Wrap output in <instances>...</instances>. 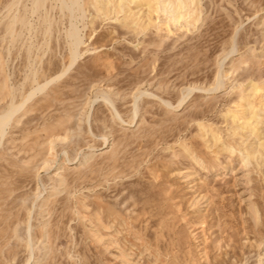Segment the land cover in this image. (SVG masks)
<instances>
[{"label":"rangeland","instance_id":"obj_1","mask_svg":"<svg viewBox=\"0 0 264 264\" xmlns=\"http://www.w3.org/2000/svg\"><path fill=\"white\" fill-rule=\"evenodd\" d=\"M64 1L0 0V115L69 67ZM80 4L0 138V264H264V0Z\"/></svg>","mask_w":264,"mask_h":264},{"label":"bare ground","instance_id":"obj_2","mask_svg":"<svg viewBox=\"0 0 264 264\" xmlns=\"http://www.w3.org/2000/svg\"><path fill=\"white\" fill-rule=\"evenodd\" d=\"M55 2H61V0H54ZM64 1V0H62ZM52 2V1H51ZM81 0H71L70 3H66L64 1V3L67 5V9L70 11L71 15L73 16V21L71 23V28L68 34V41L70 43V47L72 48V61L69 65V67L62 72L61 74H58L57 76L51 78L50 80H48L46 83L41 84L38 80L34 81V86L32 88V90L30 91V93L28 94L27 99L25 100V102L21 105H16L15 102L12 101L10 107L8 108L7 111H5L3 114L0 115V138L4 139V137L6 136L5 134L7 133L8 129L10 128L14 118L16 117V115L34 98L37 96V94L39 92L45 91L50 85H52L53 83H55L56 81H58L61 78H64L78 63L79 58H81V48L82 46H84L86 43L84 41V37H83V32H82V28H79V18L76 20V18L74 17V14L79 12V8L81 6L80 4ZM34 9H33V14L36 13V11H38L41 7H44L45 5V0H34ZM83 9V8H82ZM32 10V9H31ZM63 10V9H62ZM67 11V10H66ZM85 12V11H84ZM64 13V12H63ZM31 14V13H30ZM78 14V13H77ZM82 15V14H81ZM79 16V14H78ZM83 16V15H82ZM174 24L177 22L176 19H173ZM51 24V23H50ZM85 24V23H84ZM81 25V24H80ZM32 32V31H31ZM238 52V50L234 47L233 50L227 54L225 58H227L229 55H233L234 53ZM217 81L218 84L217 86L213 89L215 91H221L223 90L225 84L223 82V77L222 75H218L217 77ZM204 91L202 89H196V88H188L186 91L183 92V96L182 99L179 101L177 106L172 105L170 102L163 100L153 94H150L148 92H142L140 89H138V93L135 94V98L136 100H138L140 97L146 95V96H154L160 99V101H162L163 104H165L166 106L172 107L175 110L183 107V105L186 104V102L188 101V99H190L192 97V95L195 92H201ZM102 99L105 102L106 105L108 106H112L115 115L118 117V119L120 120V122L131 126L134 122H136L137 120V116L139 114L138 111V107L136 108V111L133 115V117L131 118V120L129 122H126L122 119V117L120 116V114L118 113L117 109L113 106V102L106 96V95H102ZM98 102V98L95 99L94 104ZM139 118V117H138ZM2 141V140H1ZM67 156V160L70 161L69 159V155L66 153ZM246 161V159L244 160ZM73 164V163H72ZM31 260L34 261V256H32V258L27 262V264L31 263Z\"/></svg>","mask_w":264,"mask_h":264}]
</instances>
